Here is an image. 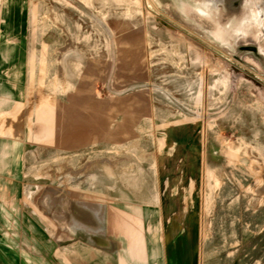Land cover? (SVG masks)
<instances>
[{
    "label": "rangeland",
    "instance_id": "obj_1",
    "mask_svg": "<svg viewBox=\"0 0 264 264\" xmlns=\"http://www.w3.org/2000/svg\"><path fill=\"white\" fill-rule=\"evenodd\" d=\"M0 264H264V0H0Z\"/></svg>",
    "mask_w": 264,
    "mask_h": 264
}]
</instances>
